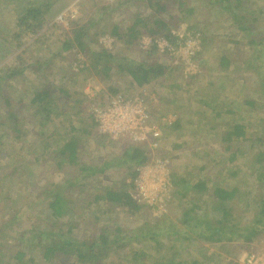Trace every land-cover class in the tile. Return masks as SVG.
Masks as SVG:
<instances>
[{
	"label": "rangeland",
	"instance_id": "rangeland-1",
	"mask_svg": "<svg viewBox=\"0 0 264 264\" xmlns=\"http://www.w3.org/2000/svg\"><path fill=\"white\" fill-rule=\"evenodd\" d=\"M217 1L219 0H188V7L194 9L192 15L187 17L188 20L180 21L181 17L187 16L185 13L180 14V18H177L178 21L175 23L177 26L172 27L167 36L144 34L136 40L135 48L132 50L115 37L105 35L110 36L111 43L103 42L105 36L100 37L98 42L91 46L92 50L88 55L106 50L113 56L114 68L108 76L90 68L91 57L80 54L77 48L63 51L64 41L75 27H72V21L79 20L82 22L78 25H84L96 12V7H91L90 3H97V7L107 4L94 0H3L1 2L0 43L8 40V44H13L14 50L0 53V77L10 69L19 68L20 64L27 70L23 76L13 80H0V115L6 120L8 113L14 107L21 112L18 125H22L21 137L16 136L13 131L14 122L0 125V175L3 173L2 169L7 170L6 167L10 169L21 167V161L24 165L28 164L31 160L26 157L28 147H32L37 155H41V162L30 161L32 166L26 165L28 168H23L22 179L18 181L19 176L14 177V180L18 181L14 188L8 186L6 180L2 181L0 226H7V228L0 227V255L11 256L7 247L16 250L24 240L29 239L30 241L26 242L29 244L28 249L32 250L27 257H34L36 264H53L52 261L43 260L41 249L37 248L38 237H35V233L46 227L50 228V232H58L57 230L60 229L68 237L67 241L71 242L76 240L90 244L97 240L100 243L98 237L101 234H105L106 239L109 240L116 238L119 242L115 243L114 253L111 251L109 258L104 260L105 264L131 262L128 254L138 248L147 250L155 256L158 255L159 248L156 241L163 238L158 235L159 228L172 222V219H176L180 213L178 209L180 202L175 201L173 192L170 200L165 203L164 209L160 211L146 204H140L142 205L140 211L128 212L126 209H110L104 202L96 205L97 203L93 201L100 190L118 187L121 182L130 185L129 192L134 188L133 179L126 175L129 170L122 166L125 165L123 163L112 162L105 173H100L105 165V161L100 157L109 160L112 159L113 154H116L118 162L127 159L123 156L125 145L111 146L105 143L107 148L102 149L96 143L84 138L82 148L88 157L89 167L90 164L95 167L92 168L94 174L90 175V172L79 174L80 177L79 175L76 177V179L79 178L78 180L71 177V180L75 179L74 188L66 183L67 178L63 173L54 170L52 162L44 161L46 157H51L59 150L66 134L69 131L71 133V121L79 124L77 119L81 116L86 122H91L92 118L87 115L89 99H96L95 106H91L93 112L94 109L98 110L107 105L116 93L111 92V87L117 90V95L125 94L147 104L153 125L165 126V129L168 127V123L164 125L161 119L158 120L159 107L165 110L161 111L162 114L163 112L167 114H163V117L169 115L170 122L175 123L177 120L180 122L178 132L173 134L174 132L171 131L170 136L173 139L168 141L169 146L172 147L171 152H177L174 156V165L176 162L185 165L180 168V173H194L201 167V162L195 160L202 159L205 153H209L208 160L212 161V166H207L202 171V175L212 176L211 179L220 186L230 189L239 188L241 193L232 200L233 204L227 207L230 213H233L232 223L224 219L223 207L220 206L219 210L209 207L210 210L205 217L199 214L201 218L199 226L204 228L210 224L213 231L214 228L224 229V233L229 236L247 235L254 227H257L254 222L262 218L257 215L256 210L261 211L263 208L261 203L264 201V185L257 181V173L262 172L255 168L253 153L239 156L231 163L228 160L229 155H224L227 152L223 151L217 134H220V131H226L229 125L241 122L250 126L251 136H249L253 140L256 137L264 138V88H262L264 87V17L259 14V10L264 9V0H243L248 5L246 10L230 8L228 11H222ZM46 4L50 7L47 10L44 28L42 27L36 34L32 31L20 33V40L16 41V39L14 42L12 36L17 27V21L25 16L29 9L40 8L44 12L43 7ZM226 4L223 3V5ZM109 7L112 8V12L108 10L105 16L109 17L113 23L121 22L125 25L132 23L131 15H135L138 9L142 10L141 6L137 7V3H125L123 7H117L116 3ZM248 9L250 10L247 11ZM72 10L77 12V16L74 19L64 18L69 12L71 15ZM148 13L149 11L145 14ZM233 13L238 16L246 15L244 21L248 23L249 32L237 29L236 26L239 24ZM4 28L10 31L6 32ZM173 32L175 36L172 35ZM251 36L256 39L248 44ZM160 39L162 42L166 41L170 47L179 50L172 54L161 51L158 41L156 42ZM19 45H21L20 48H18ZM226 54L230 55L232 64L228 70L219 71V60ZM17 56H20L21 60L18 61ZM187 60H190V65L193 64V66L188 65ZM134 63L163 66L164 75L152 80V85L138 87L130 77L120 74L118 69L121 65L130 66ZM160 83L166 89L170 88L169 92L160 91L162 89L159 88ZM42 85L49 86L53 95L64 97L66 94L65 101L70 102L67 116L58 117L52 114L51 120L41 124V120L45 117L44 113L39 115V121L33 115L34 111L31 108L23 107L28 105L34 92L43 88ZM60 89L66 93L62 95ZM6 99L12 102L11 108L6 103ZM202 99L211 103L215 100V105L213 104L212 107L204 105L200 103ZM251 100H255L260 107L248 110L246 101ZM54 104L61 106L60 101ZM180 106L184 108L181 109ZM229 108L234 115L224 113V110ZM80 110L83 114L79 112ZM217 110L223 112L219 118L215 117ZM213 127L217 129L213 130ZM7 131L9 136L5 137ZM164 132L162 130L163 138ZM44 146L48 147V154H43ZM42 154L45 156L44 160ZM172 158L170 155L171 164ZM177 160L180 162L178 163ZM262 164L264 165V160ZM176 165L175 177H177ZM197 172L199 173V169ZM25 175L30 178H25ZM86 176L89 179H86ZM84 184L88 191L85 193L79 189ZM54 187L61 190L62 194L65 193L68 208L62 219L48 218L50 222H47L45 218L50 215L47 211L42 213L45 206L44 200L47 196L51 197V193L56 192ZM213 189L212 187L211 190ZM10 193L12 196L8 203L6 199ZM170 211L175 213L170 214ZM217 220H221V224L227 222L229 227L230 224L238 225V229L227 230L222 227L224 224H214ZM51 223L56 226H52ZM28 229L30 233H26ZM104 229L107 231L105 232ZM193 232L194 230L192 234ZM193 237L196 236L191 238ZM60 241L59 239L58 242ZM31 242L36 243V249L30 244ZM202 242L199 241V244L202 245ZM190 244V250L187 251L190 258L200 260L215 253L214 249H208L207 246ZM237 249L239 247L220 250L223 262L226 260L224 264L227 262L234 264L236 259V263L240 260L241 256L238 258ZM183 256L186 257L185 253ZM74 260H77L76 257ZM56 264H68V262L58 259Z\"/></svg>",
	"mask_w": 264,
	"mask_h": 264
},
{
	"label": "trees",
	"instance_id": "trees-1",
	"mask_svg": "<svg viewBox=\"0 0 264 264\" xmlns=\"http://www.w3.org/2000/svg\"><path fill=\"white\" fill-rule=\"evenodd\" d=\"M3 0H0V5ZM117 7H123L124 4H135L137 3V7L142 8L138 9L139 11L135 15H131L133 18L131 19L132 23L130 25H125L121 22H111L112 20H109V17H106L105 14L109 10L112 12V8H110V5H104L103 7L98 8L96 5L97 3H90L91 7H96V12L90 20L84 24V25H78L79 20L72 21V27L75 26L68 34V37H66V40L63 44V51H70L72 49L77 48L78 52L80 54H84L87 56L89 52L92 50L91 46L95 45V43L98 42V39L100 37H103L105 35H110L111 37H115L116 40H118L121 43H124L125 46L132 50L135 48L134 44L136 40L139 39L144 34H149L152 36H167L169 30L172 27H176L175 23L178 21L177 18H180V14L185 13L187 15L186 17H181L180 21L182 20H188V16H191L194 12L193 8L188 7V0H148L145 2L142 1H134V0H118ZM217 3H220V8L222 11L230 10V8H234V10L241 9L246 10L247 3L243 0H219ZM223 3H227L226 5H223ZM49 5L46 4L43 8L45 11L43 12L40 8H33L27 10L25 16H23L20 20L17 22V27L13 31L12 39L14 42L20 40V33H24L27 31H32L33 34H36L38 30H41L44 23H46V14L47 10L49 9ZM248 9L247 11H249ZM149 11V13L146 15L145 13ZM49 12V11H48ZM234 14V13H233ZM259 14L264 17V9L259 10ZM236 17L235 20L238 21L237 29L242 32H249L248 23L245 22L246 15L238 16L234 14ZM179 16V17H178ZM104 22V24L102 23ZM110 26L111 28H107ZM44 28V27H43ZM6 32L10 31L4 28ZM16 30V31H15ZM19 32V33H18ZM248 36V35H247ZM203 38V37H202ZM250 38V37H249ZM17 39V40H16ZM256 37L251 36V40L249 42H254ZM16 40V41H15ZM204 40V38H203ZM262 40V38H261ZM8 40L3 41L0 43V53H6L8 50L12 52L13 44L9 43ZM262 42V41H261ZM18 47V46H17ZM16 47V48H17ZM21 45H19L18 48H20ZM254 47V45H253ZM8 51V52H9ZM93 52V51H92ZM91 57V64L90 68L95 69L97 72H102L104 75H107L113 70V56L107 52L106 50H101L99 52H93L92 55H88V57ZM230 55H223L220 58L219 67L218 70L220 71H226L230 68V65L232 64L231 59L229 58ZM17 60H21L20 56H17ZM21 62V61H20ZM144 63V62H143ZM141 64L130 65V66H123L121 65L118 69L120 74H124L132 79V82H135L138 87H142L145 84H149L152 80H155L159 78L160 76L164 75L165 68L163 66L154 65V66H146ZM203 65V62L201 63V66ZM26 67L22 64L19 65V68L10 69L6 71L3 76L0 77V80L5 81L6 79L13 80L15 78L23 76L25 74ZM195 78V77H194ZM193 78V79H194ZM161 88H164L169 92V89L165 88V86L160 83ZM166 85V84H165ZM42 89L40 91L34 92L31 96V99L28 103V105H22L23 107L31 108V110L34 111V116L40 121L39 115L45 114V117L41 120V124H45L48 120H51V115L56 114V116H67L69 114V106L70 102L65 101V95L64 97H59L57 95H53V93L50 90V87L45 85H42ZM264 88V87H262ZM110 89V88H109ZM62 95L66 92L62 91L60 89ZM116 92L113 87H111V92ZM114 94V97L117 96V94ZM160 96V95H159ZM56 97V98H55ZM161 97V96H160ZM112 98V97H111ZM110 98V99H111ZM10 99H6V103H8L9 107L11 108L13 106L12 102L9 101ZM56 101H60L61 106L58 104H54ZM96 99L88 100V108L89 113L87 111V115L91 117V122H86L85 119H82L80 116L79 124H75V121L70 122V131L66 134L64 137L63 143L60 146L59 150L54 153V155H51V157H46L43 154H48V147H43L44 152L42 154L43 160L45 162L49 161L53 163L54 170L59 171L61 174L63 173L64 177L67 178L66 183L69 185V187L74 188V183L76 177L80 174H94L92 172V167L90 164V167L88 165V157L85 155V152L82 148L84 138H86L88 141H92L98 145V147H101L102 149H106L107 145L105 146V143H108L111 146H118L120 144L125 145L123 149L125 151L123 152V156L127 157V159L124 161L116 160L117 155L113 154L111 156L112 159H104V157H100V159H103L105 161L104 168L100 170V173H105L107 169H109L110 164L112 162L117 163H123L125 165V168L127 167V170H129L126 175L130 176L133 180L136 178L138 174V169L141 168L143 165L148 163L150 161L151 155L149 149L145 148L143 145H139L137 143H134L128 138H120L118 140H112L110 136L102 134L98 130V123L96 122V119L94 118V112L91 111L92 107L95 106ZM215 102V101H214ZM214 102H209L206 100H200V103L204 105L213 106ZM92 104V105H91ZM255 100L246 101L247 109L248 110H254L258 109L260 105H257ZM221 110V108H220ZM81 114H83V111H79ZM224 113H229L230 115H234V112L229 108L224 111ZM78 114V113H77ZM223 114L222 111H218L215 113V117L219 118ZM21 116V112L13 109L8 113L7 118L5 120L4 117L0 115V125H4L9 122H14L15 129L13 128V131L16 136L21 137V129L22 125H18V117ZM161 118V114L159 115ZM159 117V119H160ZM4 120V121H3ZM10 124V123H9ZM173 124V123H172ZM21 126V127H20ZM171 126V124L167 125ZM180 122L177 120L172 127L179 128ZM217 129V128H216ZM213 127V130H216ZM27 132L26 130H24ZM39 132V131H38ZM251 128L249 125L244 123H233L232 125H229L227 127L226 131H220V134H217L218 137H220V144L223 149L224 155L228 154L229 161L233 163L237 160V157L244 156L246 154L253 153V162H255V168H257V171H261L262 173H257L258 179L257 181L264 185V138L263 137H256V139H252L250 136ZM40 134V133H38ZM250 135V136H249ZM8 131L5 134V137H8ZM40 139V137H38ZM41 148V147H40ZM28 151L26 153V157L31 158L29 160L28 165L29 167L32 166L30 161H33L34 163H40V156L35 153V150L32 147L27 148ZM217 153V152H216ZM33 155V156H32ZM115 155V156H114ZM162 155V154H161ZM166 156V155H162ZM170 156V155H168ZM166 156V157H168ZM25 157V156H24ZM110 158V157H109ZM115 160V161H114ZM21 167L11 168L6 167L7 170L2 169L3 173L0 175V193H1V184L2 181L7 182L8 186H11L14 188L15 184L18 183L22 179L23 176H21L22 172H24V169L28 166L24 165L22 161L20 162ZM261 166V167H260ZM263 166V167H262ZM24 168V169H23ZM21 170V171H20ZM29 170V169H27ZM126 171V169H124ZM216 170V169H215ZM256 171V172H257ZM79 175V177H80ZM235 175V173L233 174ZM15 176H19L17 178V182L14 180ZM25 178H30L29 176L25 175ZM73 177L75 179L71 180L70 178ZM86 179H89L87 176ZM77 178L76 180H78ZM27 180V179H26ZM172 181L173 186L178 189L181 184H184L185 181H177L175 174H172ZM129 187L125 182H121V184L118 187H109L108 189H102L99 192V195H96V197L93 199L96 205H100L104 202L106 204V207L110 209H123L127 210L128 212H137L142 209V205L138 204L130 195L129 193ZM132 187V185H131ZM204 187V185H203ZM55 188V187H54ZM60 188V187H58ZM202 188V186H201ZM10 189V188H9ZM81 192H88L86 189V185H81L80 188ZM228 188L226 187H216L213 195L217 198L218 201H223L228 203L229 201L232 202L236 198V196L239 194L240 190L239 188H233L226 190ZM72 190V189H71ZM55 193H51V197L44 200L45 206L42 211L48 212L50 216H47L45 218V221L50 222L48 218L50 219H62L64 215L67 212V199L65 197V193L61 190H58L55 188ZM2 194V193H1ZM10 195L7 196V202L9 203V200L11 198ZM9 198V199H8ZM228 200V201H227ZM261 205L263 208L260 212V217L262 219H259L257 221L258 225H264V201H262ZM259 209V207H258ZM224 213V219L230 223H232V215L227 212V209L223 208ZM47 214V215H48ZM200 220L197 221V226L200 224ZM52 226L54 223H51ZM224 224L222 227L225 229L228 228L227 222L222 223ZM220 222L218 225H222ZM2 228H7V226H0ZM201 227V226H200ZM230 227L236 228L237 225L230 224ZM1 228V229H2ZM30 233V230H26ZM58 232H50V228L47 229L44 228L41 231H38L35 233V237L38 240L37 242V248L41 249L42 258L45 261H52L53 264H56V261L58 259L65 260L68 262V264H105L104 260H107L109 258V254H111V251L114 253L115 243L118 244L119 241L117 239L109 240L106 239L105 234H101L100 237V243L97 242V240H94L90 244L86 242H79V241H73L70 240L67 241L68 237L59 230ZM106 232L107 230L104 229ZM206 231V232H205ZM209 231H212V225H207L206 230L200 231L201 235H204L206 233H209ZM214 233L221 231L218 228L214 229ZM205 232V233H202ZM213 233V232H212ZM250 234L245 237V240H252L253 237H255L258 234V230L252 229ZM59 239L61 240L60 242ZM34 240V238L32 239ZM26 241H30L29 239L24 240L22 242V245L16 248V250H11V248H8V251L11 252V256L4 257L5 255H0V264H36L34 257H27L29 252H31L32 249H28V243ZM132 241V240H131ZM31 245L35 246L36 243L33 244V242L30 243ZM156 245L158 246V250H161L163 248L162 243L157 240ZM33 248V247H31ZM36 249V246H35ZM116 252V251H115ZM130 255V261L131 262H124L123 264H187L184 262H173L171 261H160L159 257L156 255H153L150 252H147V250L144 249H135ZM74 257H76L77 260H74ZM123 260V257H122ZM140 261L142 263H140ZM52 264V263H51ZM188 264H206V263H199L197 261H193Z\"/></svg>",
	"mask_w": 264,
	"mask_h": 264
},
{
	"label": "crops",
	"instance_id": "crops-1",
	"mask_svg": "<svg viewBox=\"0 0 264 264\" xmlns=\"http://www.w3.org/2000/svg\"><path fill=\"white\" fill-rule=\"evenodd\" d=\"M152 84L153 83L151 81L149 82V84H145V85L147 86V85H152ZM164 90H165L164 88L160 89V91L162 92ZM160 96L159 98L161 100ZM182 108L184 107H181V109ZM161 109L162 108L159 107V110H160L159 115L166 114L165 112H163L162 114L161 111H165V110L164 109L161 110ZM224 111H226V109ZM168 117L169 115L167 117H162V118L160 117L161 122L164 125L168 123V125L171 124V126L167 127L168 130L165 129V126L160 127L163 131H165L164 132L165 137L161 141L163 148L161 147V149L159 150V154L166 155V156L171 155L174 158V156L177 155L175 154L177 152H171L172 147L169 146L168 141L173 139L172 136H170L171 131L174 132L173 134H176V132L178 131L176 128L172 127L174 123L172 124V122H170ZM143 146L149 149L148 146L146 145H143ZM208 155L209 153L208 154L205 153L204 158L195 160L196 162H201V167L198 168L199 173L197 172L198 169L195 170L194 173H191L189 171H188L189 173H184V174L180 173V168L184 167L185 165H183L182 163L180 164H177V162L175 163V165L177 164L176 165V171H177L176 180L185 181V183L181 184L178 189H176L173 186V195L175 197V201L180 202V205L178 207L179 212H180L179 215L176 217V219L171 218L172 222L165 224L164 227L161 226L159 228L160 230H158L159 231L158 235H160L161 237L163 236V238H160V242L162 243L164 248L163 250H158V255H157L161 262L162 261L169 262L172 260L173 262H184L187 264L193 261H197L199 263H206V264H217V263L224 264L226 260H224L223 262L222 260L223 255L220 254V250L222 249L229 250L235 247H239V249H237V252L239 253L238 258H240V256L242 257L244 254L251 251L252 249H256L257 246H259L260 241L264 237V225L259 227L260 225L257 224V221L259 220V218L256 219V222H254V224H257V227L253 228V230L254 229L258 230V234L255 237H253L252 240L250 241L245 240L246 239L245 237H247L250 233H248L247 235L232 234L231 236H229V234L224 233L223 231L224 229L216 233H214L215 231L212 230L213 231V233L211 232L212 235L207 234V233L204 235L200 234V231L206 230L207 225L204 228L200 227L199 225H198L199 227H196L197 221L201 220L200 216L198 215L201 214L203 217H205L208 211L210 210L209 207H214V209L219 210L220 206H222L223 208L227 209V212L229 214L233 215V213H230L231 211L229 210V208H227L231 204H233V202L229 201L228 203H226L223 201H218L217 198L213 195V191L215 190L216 187H223V186L218 185L216 181L214 182L211 179L213 178L212 176L209 177L207 176V174L206 176L202 175V171L205 170L207 166L209 167L212 166L211 165L212 161L210 162L208 160ZM173 158H172V164H171L172 174L175 172V169H174L175 158L174 159ZM179 162L180 161H178V163ZM203 162L205 163L204 165H203ZM208 185H210V187ZM212 187L214 188L213 191L211 190ZM229 189L230 188L226 190L229 191ZM256 211H258L257 215L260 216L259 214L261 211L259 210H256ZM214 212H217V211H214ZM174 213H175L174 211H170V214H174ZM223 216H224V213H223ZM220 221L217 220L216 222H214V224H218ZM201 228H203V230ZM236 228L238 229V225ZM226 229L228 230V229H235V228L228 226V228ZM192 230H194L193 234H192ZM205 232H202V233H205ZM192 236H196V237L198 236V237L191 238ZM199 241H203L201 243L202 245L199 244ZM190 243H193L194 245H199L201 247L207 246L208 249H214L215 253L205 256L204 259H200V260H198L197 258H190L189 257L190 254L187 252L188 250H190L189 248L191 245ZM183 247L184 249L182 250ZM184 253L186 257L183 256ZM235 261H234V264L236 263ZM226 264H230V263L227 262Z\"/></svg>",
	"mask_w": 264,
	"mask_h": 264
},
{
	"label": "built area",
	"instance_id": "built-area-1",
	"mask_svg": "<svg viewBox=\"0 0 264 264\" xmlns=\"http://www.w3.org/2000/svg\"><path fill=\"white\" fill-rule=\"evenodd\" d=\"M94 1L110 5L118 2V0ZM69 15L70 12L64 18L74 19L77 12L72 10ZM172 35L175 36V33L173 32ZM109 37L105 36V41H102L111 43L112 40ZM156 42L163 52L168 51L172 54L179 50L170 47L166 41L162 42V39ZM187 64H191L190 60H187ZM94 118L98 123V130L110 136L111 139L128 138L134 143L149 147L150 161L137 170L138 174L133 180L134 188L129 193L138 204H146L158 211L163 210L173 192L171 160L169 156L159 154L163 133L160 126L153 125L151 122V112L147 104L138 98L118 94L112 97L105 107L94 109ZM236 264H264V238L256 249L244 254Z\"/></svg>",
	"mask_w": 264,
	"mask_h": 264
}]
</instances>
